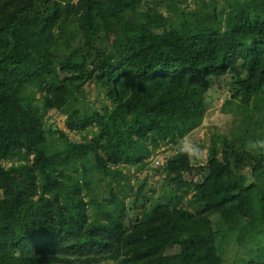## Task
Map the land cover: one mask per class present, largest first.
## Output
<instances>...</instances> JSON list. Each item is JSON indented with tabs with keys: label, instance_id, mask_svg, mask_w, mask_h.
<instances>
[{
	"label": "trees",
	"instance_id": "1",
	"mask_svg": "<svg viewBox=\"0 0 264 264\" xmlns=\"http://www.w3.org/2000/svg\"><path fill=\"white\" fill-rule=\"evenodd\" d=\"M188 1L0 0V264H225L233 244V264H264V149L248 147L264 141V0ZM224 75L228 133L197 166L177 147L173 179L126 200L121 166L178 146ZM90 82L109 108L84 102Z\"/></svg>",
	"mask_w": 264,
	"mask_h": 264
},
{
	"label": "rangeland",
	"instance_id": "2",
	"mask_svg": "<svg viewBox=\"0 0 264 264\" xmlns=\"http://www.w3.org/2000/svg\"><path fill=\"white\" fill-rule=\"evenodd\" d=\"M147 1V0H146ZM185 7H194L195 3L193 0H189L188 3L184 4ZM166 14L164 9L161 10ZM230 76L224 75L218 80L214 81V85L205 96L206 101V112L204 118L197 128L192 130L190 133L185 135L183 138H189L195 144H197L203 151L201 153L202 159L200 161H191L192 165L197 166L203 164L210 152L209 145L211 144V140L214 134L219 133H228L232 124L236 122L235 114L229 112L228 106L231 101H236L235 98H232V86L230 83ZM86 97L84 102L86 104L89 103L92 109H97L99 111L104 110L105 108L110 107V101L106 98L103 90L94 87L93 83L90 82L86 84ZM66 115L56 110H49L44 115V121L46 124H53L59 129L64 130L69 134L72 139H80L85 136L88 132L76 133L74 131H68L65 126ZM95 128L91 127V130ZM85 137H91V131L86 134ZM182 138V139H183ZM181 140L178 142V146L173 144H161L158 146L154 152L150 155V157L146 160L147 164L140 169H136L135 166L122 165V171L125 173V178L120 180L121 186L123 188V192L127 194L126 200L129 202L133 199V194L130 190V187L137 188L139 184L143 180L146 179L145 192L150 193L152 188H158L162 179H173L175 176L174 173H170L167 169L166 163L173 155L177 152V147L180 148ZM220 155V154H219ZM33 156V155H32ZM31 156V158H32ZM8 165L9 162L6 161L4 163ZM198 179L197 176H191L188 174H184L183 181L184 182H172V188L182 196L183 204L185 206H190L194 202V198L192 196L193 193V183L190 182L196 181ZM102 189L106 190V186L102 184ZM101 189V190H102ZM137 210H129V216H133ZM128 224V220H126ZM233 244V243H232ZM231 244V245H232ZM236 244L232 245V249L229 248L228 255L225 257V264H233L232 255L229 256V253L235 250ZM172 250V249H171ZM99 264H114L113 262H101ZM205 264H217L216 261H206ZM224 264V263H223Z\"/></svg>",
	"mask_w": 264,
	"mask_h": 264
},
{
	"label": "clouds",
	"instance_id": "3",
	"mask_svg": "<svg viewBox=\"0 0 264 264\" xmlns=\"http://www.w3.org/2000/svg\"><path fill=\"white\" fill-rule=\"evenodd\" d=\"M252 150L264 149V141H251L248 146ZM180 151L191 161H200L202 159V149L189 138H183L180 145Z\"/></svg>",
	"mask_w": 264,
	"mask_h": 264
}]
</instances>
